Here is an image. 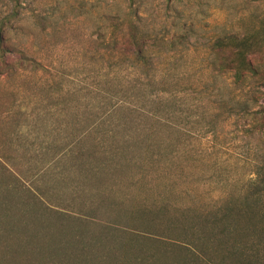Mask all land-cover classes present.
Wrapping results in <instances>:
<instances>
[{
    "label": "rangeland",
    "instance_id": "rangeland-1",
    "mask_svg": "<svg viewBox=\"0 0 264 264\" xmlns=\"http://www.w3.org/2000/svg\"><path fill=\"white\" fill-rule=\"evenodd\" d=\"M134 2L17 6L8 36L38 63L0 75V243L20 264L244 263L206 215L254 177L264 135L243 111H264V89L213 70L210 46L258 48L264 0ZM13 9L0 0V19ZM127 18L149 72L105 48ZM239 223L233 238L256 237Z\"/></svg>",
    "mask_w": 264,
    "mask_h": 264
},
{
    "label": "trees",
    "instance_id": "trees-1",
    "mask_svg": "<svg viewBox=\"0 0 264 264\" xmlns=\"http://www.w3.org/2000/svg\"><path fill=\"white\" fill-rule=\"evenodd\" d=\"M27 1L14 0L13 11L0 19V75L12 74L18 68H26L30 65L38 66V63L22 48L15 46L8 36V30L12 27L13 21L18 18L17 6H22ZM134 3V0H129L130 12H133ZM145 37L132 18L119 20L111 27L109 41L105 48L125 56L134 68L149 72L152 66ZM252 47L253 44L247 38L218 37L210 46V52L218 56V59L213 58L210 66L217 72L230 74L236 86L246 81H253L264 89V40H261L258 48ZM255 51H259L261 57L256 60L249 59V54ZM227 52H232V59L225 57ZM243 112L244 117L249 120L247 124L249 132L264 135V111L244 110ZM253 165L254 177L250 179L246 190L237 198L231 195L230 198L226 197V204L223 206L214 203L206 219L208 218L214 227H219L223 223L220 233L228 240L231 236L232 242L228 246V256L240 258V260H243V257L244 263L241 261L243 264H264V208L256 211L257 207H260L259 204L264 202V155L258 163L255 162ZM242 219L246 223L251 221L255 223L253 227L255 238L243 241L233 238L234 235L244 234L247 231L246 227L240 226L239 220Z\"/></svg>",
    "mask_w": 264,
    "mask_h": 264
},
{
    "label": "crops",
    "instance_id": "crops-1",
    "mask_svg": "<svg viewBox=\"0 0 264 264\" xmlns=\"http://www.w3.org/2000/svg\"><path fill=\"white\" fill-rule=\"evenodd\" d=\"M17 257L9 252L6 253V250L0 243V264H20V258Z\"/></svg>",
    "mask_w": 264,
    "mask_h": 264
}]
</instances>
